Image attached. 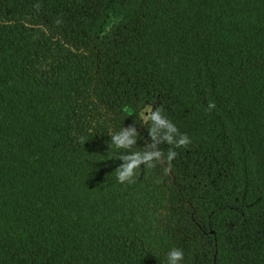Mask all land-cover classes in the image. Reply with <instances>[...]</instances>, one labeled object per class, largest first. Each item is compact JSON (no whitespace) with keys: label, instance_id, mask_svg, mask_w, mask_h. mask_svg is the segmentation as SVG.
Returning a JSON list of instances; mask_svg holds the SVG:
<instances>
[{"label":"trees","instance_id":"obj_1","mask_svg":"<svg viewBox=\"0 0 264 264\" xmlns=\"http://www.w3.org/2000/svg\"><path fill=\"white\" fill-rule=\"evenodd\" d=\"M146 108L190 143L157 128L161 158L120 183L110 132L148 150ZM173 248L264 264V0H0V264Z\"/></svg>","mask_w":264,"mask_h":264},{"label":"clouds","instance_id":"obj_2","mask_svg":"<svg viewBox=\"0 0 264 264\" xmlns=\"http://www.w3.org/2000/svg\"><path fill=\"white\" fill-rule=\"evenodd\" d=\"M210 107H215L214 103H210ZM150 119L152 121L153 127L149 130L153 144L149 146L148 150L143 152H132V147L136 144V135L137 130L134 126L124 127L118 133H111V145H115L119 149L128 150L127 155H122L120 160L124 161V163L118 167L115 172L117 175V180L120 183L132 182L133 177L136 174V169L140 167V165L145 164L147 166H152V162L155 160H159L162 156V153L156 149L157 136L156 129L162 128L165 129L164 141L169 144H175L177 147L179 146H187L190 141L186 134L181 135L179 139H174L173 134L177 133V128L174 124H172L167 119L163 118L160 111H151L149 110L148 117L145 119V123ZM176 155L174 151H170L168 155V160ZM184 258V253L179 248H173L167 254V264H180Z\"/></svg>","mask_w":264,"mask_h":264},{"label":"water","instance_id":"obj_3","mask_svg":"<svg viewBox=\"0 0 264 264\" xmlns=\"http://www.w3.org/2000/svg\"><path fill=\"white\" fill-rule=\"evenodd\" d=\"M145 110H146L145 114H141V115L143 116V118H144V121H145V119L148 117V114H149V108H146Z\"/></svg>","mask_w":264,"mask_h":264}]
</instances>
